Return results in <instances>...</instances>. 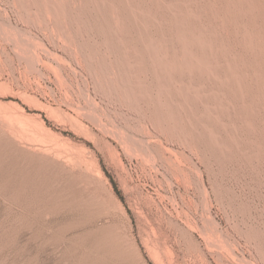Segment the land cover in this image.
<instances>
[{
  "label": "rangeland",
  "instance_id": "rangeland-1",
  "mask_svg": "<svg viewBox=\"0 0 264 264\" xmlns=\"http://www.w3.org/2000/svg\"><path fill=\"white\" fill-rule=\"evenodd\" d=\"M263 58L264 0H0V264H264Z\"/></svg>",
  "mask_w": 264,
  "mask_h": 264
},
{
  "label": "bare ground",
  "instance_id": "bare-ground-1",
  "mask_svg": "<svg viewBox=\"0 0 264 264\" xmlns=\"http://www.w3.org/2000/svg\"><path fill=\"white\" fill-rule=\"evenodd\" d=\"M70 1V0H69ZM92 2V1H91ZM120 2V1H119ZM193 2V1H192ZM217 2V1H216ZM90 3V2H89ZM215 3V2H214ZM112 4V3H111ZM135 4V3H134ZM105 5V4H104ZM202 5V4H201ZM221 5V4H220ZM60 6V5H59ZM151 6V5H150ZM163 6V5H162ZM58 7V6H57ZM98 7V6H97ZM173 7V6H172ZM128 8V7H127ZM255 8V7H254ZM54 9H55V7H54ZM126 9V8H125ZM125 9H124V11H125ZM159 9V8H158ZM175 9V8H174ZM87 10V9H86ZM114 10V9H113ZM150 10V9H149ZM170 10V9H169ZM188 10V9H187ZM58 11V10H57ZM132 11V10H131ZM130 11V12H131ZM160 11V10H159ZM167 11V10H166ZM84 12V11H83ZM153 12V11H152ZM187 12V11H186ZM192 12V11H191ZM195 12V11H194ZM123 13V12H122ZM121 13V14H122ZM129 13V12H128ZM141 13V12H140ZM157 13V12H156ZM116 14V13H115ZM118 14V13H117ZM126 14V13H125ZM160 14V13H159ZM180 14V13H179ZM191 14V13H190ZM200 14V13H199ZM208 14V13H207ZM220 14V13H219ZM177 15V14H176ZM183 15V14H182ZM189 15V14H188ZM90 16V15H89ZM115 16V15H114ZM187 17V16H186ZM189 17V16H188ZM98 18V17H97ZM123 18V17H122ZM125 18V17H124ZM130 18V17H129ZM133 19V18H132ZM131 19V20H132ZM184 19V18H183ZM182 19V20H183ZM188 19V18H187ZM200 19H202V18H200ZM115 20V19H114ZM126 20V19H125ZM128 20V19H127ZM136 20V19H135ZM179 20H181V19H179ZM185 20V19H184ZM192 20V19H191ZM116 21V20H115ZM121 21V20H120ZM141 21V20H140ZM186 21V20H185ZM119 22V21H118ZM168 22V21H167ZM192 22V21H191ZM214 22V21H213ZM228 22V21H227ZM112 23V22H111ZM189 23V22H188ZM224 23V22H223ZM118 24V23H117ZM130 24V23H129ZM186 24V23H185ZM192 24V23H191ZM195 24V23H194ZM207 24V23H206ZM109 25V24H108ZM178 25V24H177ZM182 25V24H181ZM113 26V25H112ZM109 27V26H108ZM123 27V26H122ZM162 27V26H161ZM166 27V26H165ZM211 27V26H210ZM205 28V27H204ZM207 28V27H206ZM223 28V27H222ZM111 29V28H110ZM133 29V28H132ZM186 29V28H185ZM189 29V28H188ZM218 29V28H217ZM250 29V28H249ZM103 31V30H102ZM175 31V30H174ZM198 31V30H197ZM144 32V31H143ZM188 32V31H187ZM112 33V32H111ZM190 33V32H189ZM195 33V32H194ZM191 35V34H190ZM114 36V35H113ZM168 36V35H167ZM185 36H187V35H185ZM249 37V36H248ZM151 38V37H150ZM116 39V38H115ZM185 39V38H184ZM198 39V38H197ZM204 39V38H203ZM209 39V38H208ZM116 41V40H115ZM150 41V40H149ZM195 41H196V39H195ZM198 41L199 42H201V44L202 43H204V41L202 40V39H198ZM144 42V41H143ZM151 42V41H150ZM180 42V41H179ZM193 43V42H192ZM206 43V42H205ZM213 43V42H212ZM117 44V43H116ZM189 44V43H188ZM210 44V43H209ZM176 45V44H175ZM84 46H85V44H84ZM150 46V45H149ZM205 46V45H204ZM208 46V45H207ZM152 47V46H151ZM199 48V47H198ZM231 48V47H230ZM249 48V47H248ZM202 49V48H201ZM152 50V49H151ZM179 50V49H178ZM252 50V49H251ZM207 51V50H206ZM136 53V52H135ZM159 53V52H158ZM177 53V52H176ZM187 53V52H186ZM194 53V52H193ZM206 53V52H205ZM204 53V54H205ZM243 53V52H242ZM137 54V53H136ZM203 54V55H204ZM177 55V54H176ZM183 55V54H182ZM191 55V54H190ZM222 55V54H221ZM225 55V54H224ZM246 55V54H245ZM158 56V55H157ZM189 56V55H188ZM194 56V55H193ZM183 57V56H182ZM186 57V56H185ZM195 57V56H194ZM134 58V57H133ZM193 58V57H192ZM201 58V57H200ZM243 58V57H242ZM261 58V57H260ZM130 59V58H129ZM206 59V58H205ZM264 59V58H263ZM195 60V59H194ZM201 60V59H200ZM200 60L198 61V62H200ZM203 60V59H202ZM104 61V60H103ZM163 62V61H162ZM196 63H197V61H195ZM209 62V61H208ZM187 63V62H186ZM202 63V62H201ZM180 64V63H179ZM192 64V63H191ZM204 64H205V62H204ZM167 65V64H166ZM196 65V64H195ZM150 66H152V65H150ZM173 66V65H172ZM187 66V65H186ZM189 66V65H188ZM193 66V65H192ZM176 67V66H175ZM195 67V66H194ZM199 67V66H198ZM203 67H205V66H203ZM208 67V66H207ZM165 68V67H164ZM169 68H170V66H169ZM190 68H191V66H190ZM213 68V67H212ZM183 69V68H182ZM203 69V68H202ZM190 70V69H189ZM206 70V69H205ZM237 72V71H236ZM200 73V72H199ZM171 74V73H170ZM238 74V73H237ZM149 75V74H148ZM130 76V75H129ZM247 76V75H246ZM110 77V76H109ZM155 77V76H154ZM171 77H172V75H171ZM190 77V76H189ZM188 77V78H189ZM237 78V77H236ZM159 79V78H158ZM164 82V81H163ZM180 82V81H179ZM262 82V81H261ZM130 83V82H129ZM167 84V83H166ZM217 84V83H216ZM239 85V84H238ZM189 88V87H188ZM231 88V87H230ZM244 88V87H243ZM198 89V88H197ZM161 90V89H160ZM168 91V90H167ZM222 91V90H221ZM165 92V91H164ZM223 92V91H222ZM209 93V92H208ZM170 95V94H169ZM206 95V94H205ZM192 96V95H191ZM192 99V98H191ZM197 99V98H196ZM219 100V99H218ZM226 101V100H225ZM258 104V103H257ZM230 105V104H229ZM209 106V105H208ZM226 107V106H225ZM216 108V107H215ZM220 109V108H219ZM12 122V121H11ZM2 123V122H1ZM5 124H7L8 125V123H5ZM264 127V126H263ZM208 129V128H207ZM224 132V131H223ZM19 134V133H18ZM212 134V133H211ZM228 137V136H227ZM16 138V137H15ZM251 138V137H250ZM19 139V138H18ZM25 140V139H24ZM213 143V142H212ZM216 143V142H215ZM257 145V144H256ZM251 146V145H250ZM40 148V147H39ZM42 148V147H41ZM45 149V148H44ZM52 149V148H51ZM229 149V148H228ZM239 149V148H238ZM38 150V149H37ZM43 150V149H42ZM41 150V151H42ZM40 151V150H39ZM44 151V150H43ZM52 151V150H51ZM46 152V151H45ZM47 153V152H46ZM56 154V153H55ZM55 156V155H54ZM57 158H58V156H56ZM55 157V158H56ZM71 157V156H70ZM79 158V157H78ZM59 159V158H58ZM251 160V159H250ZM67 162H68V160H67ZM66 162V163H67ZM72 163V162H71ZM68 164V163H67Z\"/></svg>",
  "mask_w": 264,
  "mask_h": 264
}]
</instances>
